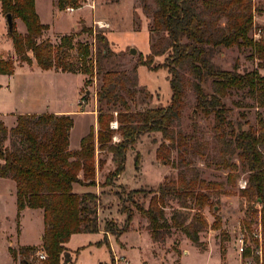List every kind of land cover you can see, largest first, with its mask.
Listing matches in <instances>:
<instances>
[{
  "label": "trees",
  "instance_id": "16d2710c",
  "mask_svg": "<svg viewBox=\"0 0 264 264\" xmlns=\"http://www.w3.org/2000/svg\"><path fill=\"white\" fill-rule=\"evenodd\" d=\"M80 1L57 0V7L62 10ZM147 1L141 3L152 13L150 33L155 43L151 48L156 57H166L161 67L171 75L168 106L144 107L142 103L139 107L135 103L139 94L136 78L125 72L103 71L102 59L110 49L107 38L98 33L95 38L103 48L96 59L101 77L96 94L97 136L91 130L82 138L80 149L72 151L70 135L74 120L69 115H18L15 127L10 130L0 122V177L16 184L17 220L27 208L43 211L41 249L47 258L31 259L37 250L33 247L10 249L13 259L20 264H74L68 249L72 236L98 231L100 196L105 189L115 187L125 170L127 153L143 135H160L156 159L185 170H180L177 177L166 176L156 190L128 191L122 187L120 207L125 223L119 231L115 222H107L106 236L119 239L139 215L157 258L159 252L170 254L169 249L177 256L182 254L178 240L172 242L179 234L199 244L203 232L220 230L221 218L217 216L210 224L205 210L214 209L227 192L220 183L208 182L190 168L191 158L203 160L208 167L229 171L230 184L239 177L237 171L246 174L247 186L241 191L242 196L255 198L261 206L264 227V26H258L260 39L254 37L255 13L262 15L264 4L259 3L256 8L252 0H152L151 8ZM0 6L4 17L9 14L13 17V30L8 36L20 62L31 63V53L42 71L75 73L78 69L84 75H94L91 47L75 44L77 35L62 37L58 45L41 40L49 27L40 20L36 0H0ZM17 19L25 25V34L17 31ZM82 32L93 34L92 28L85 26ZM233 48L248 54L247 59L257 61L258 67L244 72L238 64L231 70L218 67L213 61L215 55ZM73 52L82 68L72 63ZM15 70L12 57L0 54V74L13 76ZM183 72L191 78L188 83L196 97V110L214 121L212 129L217 134L221 154L212 159L213 165L209 163L211 155L196 140V133L190 135L175 128L185 107ZM234 93L240 94L234 102L238 108H248L251 101L263 111L255 125L245 128L244 110L237 119L230 117L227 99ZM113 123H117V128ZM108 167L104 182H98V175ZM186 170L193 173L191 179L187 178ZM77 185L86 190L76 192ZM167 210L171 212L170 218ZM249 256L247 249L243 258ZM111 264H116L114 258Z\"/></svg>",
  "mask_w": 264,
  "mask_h": 264
},
{
  "label": "rangeland",
  "instance_id": "374dc122",
  "mask_svg": "<svg viewBox=\"0 0 264 264\" xmlns=\"http://www.w3.org/2000/svg\"><path fill=\"white\" fill-rule=\"evenodd\" d=\"M252 1L256 8L259 3L264 4V0ZM147 2L152 8L153 1ZM89 4L94 5V9L90 8ZM67 7L73 8L74 11H68ZM36 10L41 22L49 27L41 40H48L58 45L62 37L74 34L77 35L75 44L79 42L82 45H90L91 55L95 61L94 75L92 77L84 75L78 69L75 73L42 71L31 53L29 55L32 62L23 64L14 53L12 40L8 36V24L7 21L6 24L4 22L5 17L3 20L0 19V54L5 58L12 57L16 65L13 76L0 74V122H3L8 130L15 127L18 115L28 110L45 109L42 114L57 115L72 112L75 125L71 130L73 149L79 147L80 139L91 130H94L97 136L96 94L101 86V77L97 73L96 59L99 49L103 48L95 38L98 33L104 34L110 49L108 55L102 59L103 71L125 72L131 78H136L139 94L135 98V103L139 107L142 103L144 107H165L170 104L171 75L166 68L161 67L165 64L166 57H156L152 51L151 44L155 43L150 33L152 13L144 9L141 0H81L78 5L66 6L62 10L57 7V0H36ZM1 14L2 11L0 18L4 16ZM99 23L107 27H101ZM255 23L258 36L255 37V34L254 37L258 40L260 39L258 26H264V12L262 15L255 13ZM15 24L17 31L25 34L26 27L23 22L17 19ZM84 26L92 28L93 34L83 33ZM131 49L136 50L134 55L131 54ZM247 55L238 48H233L217 53L213 61L224 70H231L236 64L241 72L258 67L257 61H249ZM71 60L76 67L82 68L76 52H73ZM182 76L185 78L186 86L185 107L175 128L190 135L196 133V140L211 155L209 163L213 165L212 159L218 158L221 154L217 134L212 129L214 121L198 113L195 107L196 97L188 83L191 78L184 72ZM239 98L240 94L234 93L227 99L231 109L230 117L235 120L239 117V112L244 110L247 116L245 120L247 129L256 124L259 113L263 111L251 101H248V108H238L234 102ZM193 114H195L194 118H192ZM0 134L2 135L1 132ZM161 140L160 135H143L135 147L129 150L125 170L115 187L105 189V194L100 196L98 231L92 234H75L69 242V248L74 252L73 263L111 264L114 258L116 264L117 262L119 264H128V262L130 264H264V255L261 254L264 247L261 206L255 198L244 197L241 193L247 186L246 174L237 171L239 177L230 184L229 171L221 170L216 166L208 167L200 159H188L190 168L199 172L202 179L220 183L227 192L214 209L208 207L205 210L210 224L214 223L217 216L221 218L220 230L203 232L199 244H194L179 234L172 242L178 240L177 245L182 254L177 256L173 253L169 249L172 244L168 248L170 254L162 257L163 253L159 252L160 258L157 261L152 257L154 248H151V237L145 231V222L139 215L135 216L131 227L119 239L113 235L106 236L107 222H115L119 231L125 223V216L120 207L122 187L128 191L156 190L166 176H176L180 170H185V168H172L156 159V149ZM175 158L176 155L173 159ZM109 169L110 167L106 168L98 175V182H104ZM186 176L191 179L193 173L186 170ZM9 187L10 183L0 177V264H20L13 259L10 249L17 251L23 247L36 248V253L31 259L35 258L39 261V253L43 251L42 243L33 246L23 245L21 220L18 221L15 216L17 200L15 204L14 194L12 196ZM82 189L84 190L78 185L75 186L76 192H82ZM96 191L100 192L99 189ZM38 214L25 216L23 224L25 242L32 244L39 242L38 233L43 228V223ZM170 216L171 212L167 210V217ZM121 242L124 247L121 246ZM6 248L11 257L10 261ZM247 249L250 251V256L243 258ZM116 256L119 257L118 260Z\"/></svg>",
  "mask_w": 264,
  "mask_h": 264
},
{
  "label": "crops",
  "instance_id": "0c3cea01",
  "mask_svg": "<svg viewBox=\"0 0 264 264\" xmlns=\"http://www.w3.org/2000/svg\"><path fill=\"white\" fill-rule=\"evenodd\" d=\"M0 11H1V9H0ZM2 15V14H1ZM3 16V15H2ZM3 18H4V16L3 17H1L0 19H2L3 20ZM4 22H5V24H6V20H5V18H4ZM47 25V24H46ZM12 45V43L10 44V46ZM13 47V46H12ZM46 72H49V71H46ZM43 110H45V109H43ZM43 110H36V109H33V110H28V111H26L24 114H21V115H30V114H42L44 111ZM72 112H64V113H61V114H57V115H69V116H71V117H73V119H74V116L71 114ZM75 126V125H74ZM74 128V127H73ZM73 130V129H72ZM84 137V136H83ZM82 137V138H83ZM81 138V139H82ZM81 139H80V143H81ZM80 143H79V147L78 148H72V132H71V136H70V149L72 150V151H77V150H79L80 149ZM3 179V178H2ZM5 182H7V183H10V187H9V191L12 193V196H13V194H14V200H15V204H16V200H17V188H16V184H15V182L14 181H12V180H9V179H3ZM84 190H86V189H84ZM83 189H82V192L84 191ZM36 213H39L37 216L39 217V219L40 220H42V223H43V228H41V230L39 231V233H38V238H39V242L38 243H28V242H25V240H24V229H23V224H24V220H25V216L26 215H29V214H32L33 216H35V214ZM42 213V214H41ZM16 217H17V204H16V215H15ZM21 229H22V232H21V241H22V243H23V245H26V246H33V245H40L41 244V239H42V235H43V232H44V222H43V211H41V210H34V209H29V208H27V209H25L23 212H22V217H21ZM108 236H110V235H108ZM149 237V236H148ZM150 241H151V239H150ZM121 244V246L122 247H124L123 245H122V242L120 243ZM124 244V243H123ZM70 243L68 244V249H69V252H70V255H71V257H72V259H73V262H74V252L69 248L70 246ZM151 248H153V245H152V243H151ZM6 253H7V256H8V261H10L11 260V257L8 255V251H7V248H6ZM163 253V252H162ZM159 256L157 257V258H155L154 257V255H153V253H152V257H153V259H155L156 261L158 260V258H160V254H158ZM162 257H164V254H163V256ZM116 258V260H118V256H116L115 257ZM124 259H126V258H124ZM117 264H119V262H117ZM128 264H130L129 262H128Z\"/></svg>",
  "mask_w": 264,
  "mask_h": 264
},
{
  "label": "built area",
  "instance_id": "2783aa9c",
  "mask_svg": "<svg viewBox=\"0 0 264 264\" xmlns=\"http://www.w3.org/2000/svg\"><path fill=\"white\" fill-rule=\"evenodd\" d=\"M88 6H89L90 8H92V9H94V5L89 4ZM67 10H68V11H74L73 8H69V7H67ZM99 25H100L101 27H107V26L104 25L103 23H99ZM257 34H258V33H257ZM257 34H256L255 37L258 36ZM259 34H260V37H261V31H259ZM113 127H114V128H117V124H114ZM261 254H262V252H261ZM46 258H47L46 253H45L44 251H40V253H39V261H44V260H46Z\"/></svg>",
  "mask_w": 264,
  "mask_h": 264
},
{
  "label": "water",
  "instance_id": "95a60500",
  "mask_svg": "<svg viewBox=\"0 0 264 264\" xmlns=\"http://www.w3.org/2000/svg\"><path fill=\"white\" fill-rule=\"evenodd\" d=\"M5 18H6V21H7V24H8L9 31H12L13 30V25H14L13 17L9 14ZM130 52H131V54L134 55L136 50L135 49H131ZM28 264H33V263H28Z\"/></svg>",
  "mask_w": 264,
  "mask_h": 264
}]
</instances>
